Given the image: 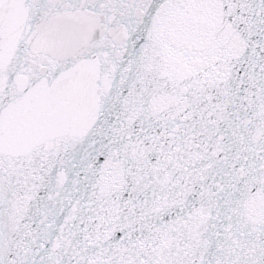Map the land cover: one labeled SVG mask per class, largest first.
<instances>
[{
  "label": "snow or ice",
  "instance_id": "snow-or-ice-1",
  "mask_svg": "<svg viewBox=\"0 0 264 264\" xmlns=\"http://www.w3.org/2000/svg\"><path fill=\"white\" fill-rule=\"evenodd\" d=\"M0 264H264V0H0Z\"/></svg>",
  "mask_w": 264,
  "mask_h": 264
}]
</instances>
